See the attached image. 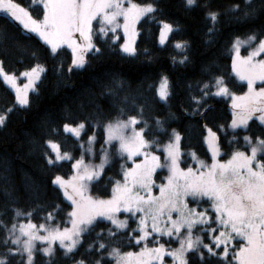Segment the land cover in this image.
<instances>
[{"label":"snow or ice","instance_id":"snow-or-ice-1","mask_svg":"<svg viewBox=\"0 0 264 264\" xmlns=\"http://www.w3.org/2000/svg\"><path fill=\"white\" fill-rule=\"evenodd\" d=\"M157 2L32 0L34 5L43 7L42 19H37L16 0H0V14L19 22L28 32L36 33L50 47L53 56L65 46L70 49L72 60L68 71L71 72L73 67L85 66L87 53L102 54L98 44L109 45L119 39L116 35L118 29H122L125 37L119 48L129 56H135L136 24L146 16L155 18L160 11ZM260 2L261 8L257 9L254 0H243V7L232 4L227 12L236 13L234 18L238 21L250 20L264 12V0ZM185 4L188 8L205 9V18L211 22L207 34L214 35L220 13L210 10L206 3L199 5L197 0H185ZM160 23L163 24L160 32V43L163 44L174 28L170 23ZM2 40L0 34V43ZM174 47L184 50L189 45L187 41L176 42ZM241 47H245L247 55H240ZM231 50L234 52L232 72L240 81H246L247 91L236 95L230 91L223 76L206 71L208 79L196 83L199 96L191 94V84L187 86L193 107L190 111L182 108V111L189 117L199 116L204 120L211 111L207 105L209 98L231 99L233 112L228 128L233 135L228 143L246 150L235 149L227 154V159H218L221 156L219 138L205 124L208 136L204 140L211 153V162L206 163L195 153H190L196 168H181V134L175 128L169 130L165 127L169 120L175 119L174 114L169 113L165 119L152 115L151 124L145 119L146 111L154 112L153 104L168 106L172 92L167 76H161L151 101L140 94L120 97L124 82L113 78L111 84L104 87L108 91L110 106L118 112L117 117L103 121L100 118L102 112H97L86 118L89 128L100 127L104 134L99 164H86L84 160L85 154L90 161L95 155L92 148L95 132L87 136L85 143L88 147L85 148L79 143L85 122L62 124V131L76 137L81 149L80 157L72 165L74 174L67 180L60 175L51 179V184L70 202L71 210L64 223L71 227L52 223L55 219L52 212L42 218L44 222L35 224L31 219L33 211L13 208L10 223L0 220V264H35L36 252L54 257L57 243L72 264H165V257L171 258V264H189L193 257L198 258L199 264H213V258L216 264H264V30L251 31L244 39L234 37ZM147 51L144 50L145 54ZM187 61L188 57L184 55L179 63ZM173 63H176L175 58ZM44 71V67L36 64L21 72L20 76L26 77L27 82L20 85L17 83L19 77L6 73L0 60V77L15 91V104L21 108L30 105L29 91H36V82ZM257 82L258 88L255 86ZM126 108L135 115H127ZM11 111L13 108L9 107L0 113V127L5 125L7 113ZM250 121L260 128L261 134L243 135L238 139L236 130L249 131ZM217 127L223 132V125ZM60 131L51 123L47 124V136L59 135ZM40 149L48 167H58L61 161L73 159L69 152H61L59 144L49 138L44 139ZM157 151L160 155L155 154ZM110 155L119 156L125 162L132 161V165L126 168L121 165L122 181H114L108 199L94 198L89 194V186L99 180ZM157 169H166L168 175L166 183L158 186L159 196H153V174ZM30 191L37 207H41L43 192L40 185L33 183ZM54 207L59 209V205ZM119 214L127 215L120 219ZM129 220L136 227H130ZM97 228L100 231H96ZM93 234L94 238L85 245V237L91 238ZM122 237L129 246L139 247V251H121ZM163 237L168 239L161 243ZM37 241L47 246L37 248ZM149 243L153 246L149 247ZM172 243L177 247L172 248ZM81 248L83 252L79 251ZM78 255L81 258H77Z\"/></svg>","mask_w":264,"mask_h":264},{"label":"trees","instance_id":"trees-1","mask_svg":"<svg viewBox=\"0 0 264 264\" xmlns=\"http://www.w3.org/2000/svg\"><path fill=\"white\" fill-rule=\"evenodd\" d=\"M16 2L27 9L34 18L42 19V5H34L32 0H16ZM197 3L199 5L206 3L210 10L220 13L214 35L207 34L211 22L205 18L203 7L188 8L185 0H158L157 6L160 11L155 14V18L146 16L138 23L139 34L135 56H126L121 52L119 45L123 43V37L118 33L119 39L111 44H98L102 54L89 53L84 68L71 72L68 68L71 65L72 55L67 49H59L53 56L50 54V49L37 36L23 30L10 18L0 15V34L3 35L0 43V60L3 61L4 70L18 75L36 64H40L45 69L36 84V91L30 93V105L27 108H20L15 104L14 93L0 79V113L9 107L13 108V111L7 113L5 125L0 127V220L10 223L14 215L12 209L19 208L33 211L31 219L35 224L44 222L42 218L48 212H52L55 217L52 223L59 222L61 227L69 225L64 221L67 220V212L71 210V206L65 201L62 191L51 184V179L54 175L68 178L73 173V160L80 157L81 149L80 141L78 143L76 138L62 131V124L85 122L82 139H87V136L94 131L98 138L97 144L101 145L104 141L102 129L89 128L86 118H91L92 114L97 112H102L100 118L103 121L117 117L118 112L110 106L108 91L104 87L110 85L113 78L124 82L125 88L119 93L120 97L140 94L151 101L161 76H167L169 89L172 92L168 106L153 104L154 112L146 111L145 119L151 124L152 115L165 119L169 113L174 114L175 119L169 120L165 127L169 130L175 128L181 134L182 167H196L190 153H195L196 157L206 163L211 162L204 140L207 131L205 124L219 138L221 159H227V154L232 150H246L240 145L228 143L233 135L228 128L232 119L228 99L209 98L207 105L211 111L204 120L199 116H187L182 108L190 111L193 107L187 86L191 84V94L199 96L196 83L208 79L206 71L223 76L231 92L243 94L246 91V86L237 82L232 73L231 44L236 36L242 39L251 31L264 30V12H260L253 19L238 21L234 18L236 13L227 12V9L237 3L243 7V0H197ZM254 4L257 9L261 8L260 0H254ZM160 21L170 23L174 28L165 46L159 45L162 24ZM184 41L188 42L187 49L174 47L176 42ZM145 49L148 50L147 54L144 52ZM33 53L35 56L32 55ZM184 55H187L188 61L181 64L179 61ZM173 58L176 63H173ZM125 112L127 115H135L134 111H129L127 108ZM68 116L71 119H65ZM49 123L61 129L59 135H46ZM218 125L224 126L223 132L218 129ZM249 125L250 130L247 132L236 131L238 139L243 135L261 134L260 128L252 121ZM46 138L59 144L62 151L69 152L73 160L61 162L58 167L46 166L40 149ZM240 143L242 144L243 141L241 140ZM119 163H122V159ZM111 168L112 166L106 169L98 184L106 186L109 184L113 187L114 182L110 183L108 180L113 173ZM162 174L159 173L157 178ZM33 183L39 184L42 189L41 207H37V202L31 195ZM110 191L111 188L109 190L107 187L100 196L109 197ZM55 205H59V209H55ZM24 222H27V219H24ZM96 231H100V228ZM92 238L94 234L91 238L86 236L85 245ZM119 246L121 251H136L139 248L129 246L123 237ZM79 251L83 252V248ZM77 258L81 257L78 255ZM49 261L51 264H72V260L59 249L54 257H45L41 253L35 255V264H48ZM189 264H199L198 258L193 257ZM213 264H216L215 258Z\"/></svg>","mask_w":264,"mask_h":264},{"label":"rangeland","instance_id":"rangeland-1","mask_svg":"<svg viewBox=\"0 0 264 264\" xmlns=\"http://www.w3.org/2000/svg\"><path fill=\"white\" fill-rule=\"evenodd\" d=\"M125 6H127V4H125ZM0 15H3V14H0ZM144 18V17H143ZM143 18H141V20L143 19ZM140 20V21H141ZM140 21H138L137 22V24H136V31H137V33L139 34V31H138V23L140 22ZM15 23H17L20 27H22V25H20L19 24V22H16V21H14ZM121 23H122V18H121ZM93 24H94V26H95V21L93 22ZM162 27H163V24H161V28H160V32H161V29H162ZM23 30H25V29H23ZM25 31H27V30H25ZM28 32V31H27ZM29 33H31V34H33V35H35V36H37L39 39H40V37L36 34V33H32V32H29ZM118 33H120L121 35H122V37H123V43H124V40H125V37H124V34H123V31H122V29H118L117 30V34L116 35H118ZM109 34H111V33H109ZM169 35H170V33H168L167 34V37H166V39H165V41H164V43L163 44H161L160 43V36H159V45L160 46H165L166 45V43H167V40H168V37H169ZM137 39H138V35L136 36V38H135V43H134V47L136 48V43H137ZM242 39H244V38H242ZM40 41L44 44V45H46L45 43H44V41L43 40H41L40 39ZM94 42H95V37H94ZM122 43V44H123ZM49 49H50V47L48 46V45H46ZM65 49H67L70 53H71V50L70 49H68L66 46L64 47ZM122 52V51H121ZM124 55H126V56H129L128 54H126V53H124V52H122ZM89 53H87L86 54V56L88 55ZM71 55H72V53H71ZM231 55L233 56L234 55V52L231 50ZM240 55L241 56H244V55H247V51L245 50V47H241V49H240ZM131 57V56H130ZM261 57H257V59H260ZM84 68V67H83ZM80 69H82V68H80ZM72 70H78L77 68H75V67H73V69ZM6 72V71H5ZM7 73V72H6ZM233 73V72H232ZM11 74V73H10ZM16 75V74H15ZM17 77H19V79L17 80V83L18 84H20V85H23L24 83H26L27 82V78L26 77H22V76H20V74H18V75H16ZM41 76H42V73H41ZM41 76H40V78H41ZM233 76L235 77V79L237 80V82H239V83H241V84H243V85H245L246 86V81H240L236 76H235V74L233 73ZM0 79L3 81V79H2V77H0ZM39 81V80H38ZM38 81L36 82V84L38 83ZM4 83V82H3ZM159 83H160V81H159ZM5 84V83H4ZM6 85V84H5ZM13 93H14V95H15V91L12 89V88H10L8 85H6ZM158 86H159V84H158ZM257 88L259 87V82H257V84L255 85ZM36 87V86H35ZM246 91H247V86H246ZM245 91V92H246ZM33 91H29V96H30V93H32ZM236 95H243V94H236ZM218 98H224V99H228L229 100V102H230V107H231V99H229V98H226V97H218ZM18 106V105H17ZM18 107H20V106H18ZM21 108V107H20ZM231 111L233 112V109H232V107H231ZM251 122V121H250ZM249 122V123H250ZM231 130V129H230ZM238 130H242V129H237L236 131H238ZM232 131V130H231ZM244 131V130H243ZM213 132V131H212ZM215 133V132H214ZM66 134H69V135H71L72 137H74L71 133H66ZM83 134H84V132H82L81 133V135H80V137H79V141H80V143H83L84 144V147L85 148H87L88 147V145H87V143H85L86 141H87V139H85V140H83L82 139V136H83ZM208 136V132L206 131V137ZM216 136H217V134H216ZM74 138H76V137H74ZM77 139V138H76ZM97 142H98V138H97V135H96V140H95V143L92 145V148H93V152L95 153V155H94V157L91 159V161L89 160V157H88V155L87 154H85V156H84V160H85V163L87 164V163H92V164H99L100 163V144L98 145L97 144ZM207 144V143H206ZM179 147H180V144H179ZM207 148H208V146H207ZM51 150V149H50ZM60 150H61V148H60ZM109 151L111 152L112 151V149L111 148H109ZM61 152H63L62 150H61ZM180 153H181V151H180ZM210 153V152H209ZM70 154V153H69ZM155 154H157V155H160V153L157 151ZM71 155V154H70ZM72 156V155H71ZM210 157H211V153H210ZM134 159H136L137 161H139V159L140 158H134ZM218 159H221V156L220 157H218ZM73 160V159H72ZM72 160H67V161H61V162H69V161H72ZM121 160V158L119 157V156H113V155H110L109 156V162L107 163V164H105V166H104V169H103V171H102V173H101V175H100V178L103 176V174L105 173V171H106V169L108 168V167H110V166H112V171H113V173L110 175V177L108 178V180H109V182L110 183H113L114 181H116V180H121L122 181V170H121V165L123 164L124 166H125V168L126 167H130L131 165H132V161H127V162H125V160H123L122 159V163H119V161ZM163 160H164V158H163V156H161V163H163ZM180 161H181V155H180ZM60 162V163H61ZM73 163H75V160H73ZM196 164V163H195ZM180 166H181V168H184V167H182V165H181V163H180ZM196 168V167H195ZM194 168V169H195ZM74 172H75V169H73V173L68 177V178H64L65 180H67V179H69L73 174H74ZM159 173H163L162 175H161V177H159V178H157V175L159 174ZM167 175H168V172H167V170L166 169H164V170H162V169H157L156 170V172L153 174V180H154V182H155V186H153V188H152V195L153 196H159V185H162V184H165L166 183V177H167ZM100 178H99V180H100ZM99 180H96V181H93V183L89 186V194L91 195V196H93L94 198H101V199H108L110 196H111V194H112V191H110V195H109V197H106V198H104V197H102V196H100V193L105 189V188H107V187H109V190H110V188H111V190H112V187H110L109 186V184H107V186L105 185V184H98V181ZM141 195H146L144 192H141ZM190 199V198H189ZM68 204H70V202L69 201H67V200H65ZM189 206L191 207L192 205H191V203L189 204ZM126 215L127 214H119V218L120 219H125L126 218ZM175 213H173V217L175 218ZM139 216V214H137V217ZM25 223H27V222H25ZM111 226V225H110ZM129 226L130 227H136V225L131 221V220H129ZM67 227H71V225L69 224ZM194 232H195V230H194ZM41 234H43V233H41ZM168 238L167 237H163V238H161V243H164V241L165 240H167ZM208 242V240H207V238H205V243H207ZM36 246H37V248H40V247H42V246H47L46 244L45 245H41V243L40 242H36ZM153 245L151 244V243H149V247H152ZM166 247H169V245L168 244H166L165 245ZM172 248H175V247H177V244L175 243V245L174 244H171L170 245ZM54 248L56 249V251H57V249H59V250H62L63 251V249H60L59 248V245H58V243L57 244H55L54 245ZM55 251V252H56ZM136 251H139V248L136 250ZM135 252V251H134ZM37 253H41L43 256H45L42 252H36L35 253V255L37 254ZM45 257H49V256H45ZM167 260H169V261H167ZM165 264H171V258L170 257H165Z\"/></svg>","mask_w":264,"mask_h":264}]
</instances>
